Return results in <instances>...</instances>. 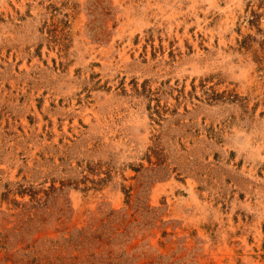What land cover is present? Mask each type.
Returning <instances> with one entry per match:
<instances>
[{
  "label": "rangeland",
  "instance_id": "obj_1",
  "mask_svg": "<svg viewBox=\"0 0 264 264\" xmlns=\"http://www.w3.org/2000/svg\"><path fill=\"white\" fill-rule=\"evenodd\" d=\"M0 264H264V0H0Z\"/></svg>",
  "mask_w": 264,
  "mask_h": 264
}]
</instances>
